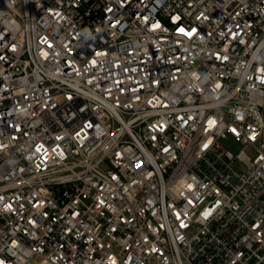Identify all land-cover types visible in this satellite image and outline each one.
I'll return each instance as SVG.
<instances>
[{
  "label": "built area",
  "instance_id": "built-area-1",
  "mask_svg": "<svg viewBox=\"0 0 264 264\" xmlns=\"http://www.w3.org/2000/svg\"><path fill=\"white\" fill-rule=\"evenodd\" d=\"M0 264H264V0H0Z\"/></svg>",
  "mask_w": 264,
  "mask_h": 264
},
{
  "label": "rangeland",
  "instance_id": "rangeland-1",
  "mask_svg": "<svg viewBox=\"0 0 264 264\" xmlns=\"http://www.w3.org/2000/svg\"><path fill=\"white\" fill-rule=\"evenodd\" d=\"M230 147L234 150L236 148V145L231 144Z\"/></svg>",
  "mask_w": 264,
  "mask_h": 264
}]
</instances>
